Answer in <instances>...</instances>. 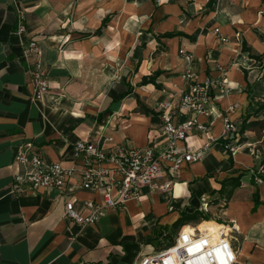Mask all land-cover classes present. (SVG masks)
Wrapping results in <instances>:
<instances>
[{
	"label": "crops",
	"instance_id": "obj_1",
	"mask_svg": "<svg viewBox=\"0 0 264 264\" xmlns=\"http://www.w3.org/2000/svg\"><path fill=\"white\" fill-rule=\"evenodd\" d=\"M208 1L0 0V264H138L142 256L167 248L181 228L190 231L189 224L173 226L183 212H202L210 224L202 221L197 227L222 231L231 227L203 210L220 218L227 212L236 230L237 221L242 228L253 226L255 219L246 216H264V205L251 212L256 189L264 204V184L252 186L250 176L241 179L226 204L213 193L225 178L237 176L233 171L254 165L253 133L241 136L246 141L232 159L223 142L236 143L240 135L222 133L223 120L238 130L242 117L264 98V69L241 50L244 41L251 54L264 52V0H215L212 7ZM19 11L25 12L26 32L17 36ZM168 33L182 35L162 37ZM30 40L42 47L49 83L43 100L35 103L25 58ZM180 50L192 60L186 62ZM187 69L198 82L215 81L220 87L212 92L210 117H197L207 125L206 133L190 130L180 144L192 150L208 144L206 154L183 168L170 191H145L137 202L81 229L63 218L64 205L97 196L81 190L75 178L62 190H12V175L19 171L14 158L23 148L69 168L76 141L92 138L106 149L165 147L154 107L175 91L174 85H182ZM156 71L161 72L158 87L138 86ZM109 137L112 143L105 142ZM211 195L217 198L209 205ZM253 247L242 242L237 264H264V245L261 258Z\"/></svg>",
	"mask_w": 264,
	"mask_h": 264
},
{
	"label": "built area",
	"instance_id": "obj_2",
	"mask_svg": "<svg viewBox=\"0 0 264 264\" xmlns=\"http://www.w3.org/2000/svg\"><path fill=\"white\" fill-rule=\"evenodd\" d=\"M25 21V12L19 11L15 35L26 32ZM214 34L221 42L226 41L218 29L214 30ZM179 55L186 62L192 60V55L183 50L179 51ZM42 56V47L30 40L25 49V58L30 64L32 103L42 101L48 91ZM180 78L182 85H174L175 91L154 107L160 118L162 134L166 136L165 147L131 148L121 144L106 149L92 138L76 141L72 150V166L69 168L48 162L39 153L23 148L14 158L19 171L12 175V190L17 193L26 189L33 192L62 190L75 178L81 190L97 196V200L66 202L64 205L63 218L81 229L98 223L129 201L137 202L145 191L149 195L170 191L183 168L202 160L206 154L208 144L198 150L180 144H184L190 130L206 133L207 125L200 124L197 117H210L208 105L213 97L212 92L220 87L215 81L198 82L190 69ZM236 131V126L223 120V136ZM105 142L112 143L113 139L105 138ZM236 148L238 146L233 143L226 146L232 155ZM138 264H237V249L232 238L223 231L214 235L195 228L186 231L183 227L171 246L142 256Z\"/></svg>",
	"mask_w": 264,
	"mask_h": 264
},
{
	"label": "trees",
	"instance_id": "obj_3",
	"mask_svg": "<svg viewBox=\"0 0 264 264\" xmlns=\"http://www.w3.org/2000/svg\"><path fill=\"white\" fill-rule=\"evenodd\" d=\"M215 0H209L208 5L209 7H212V2ZM108 22V18H105L102 21L101 28L105 27ZM96 31L95 33H98ZM175 35H182L179 33H168L162 36L163 38H171ZM241 50L244 53L248 54V57L252 60H254L255 65L259 69H264V52L259 55L251 54L250 48L246 45V43L243 41L241 44ZM161 75V72L156 71L152 75L148 77H143L138 84V86H145L148 84H152L155 87H158L156 84V79ZM127 94H130L129 90L128 92H125L122 97L126 96ZM138 103V100H137ZM256 109L250 113L246 114L244 117H242L239 125V129L237 130V134L240 135L239 139H237V142L234 144L235 146H239L243 143H245L246 139L242 138L246 132H252L255 139H256V145L253 147V159H254V165L251 169L245 170V171H238L235 170L232 172V174H236V177H228L225 178L223 181H221L220 188L217 191H214L213 193H218L220 200H223L226 203L229 202L233 192L235 189L239 188L241 186V179L246 175L245 173L247 171H250V184L252 186H255L256 188L260 183L264 184V118H261L260 115H264V98L258 100L256 102ZM254 118V119H252ZM231 142H223V150L230 156V159H232V153L226 149L227 144ZM232 162V160H231ZM252 201H253V208L251 209V212L254 213L259 205H264L259 201V193L258 190L253 193L252 195ZM206 222L210 224L209 216L206 214H203L199 211H194L193 213H185L183 212L180 216V218L174 223V228H178L184 225H187L192 222ZM173 244V240L170 241L167 247L171 246Z\"/></svg>",
	"mask_w": 264,
	"mask_h": 264
},
{
	"label": "rangeland",
	"instance_id": "obj_4",
	"mask_svg": "<svg viewBox=\"0 0 264 264\" xmlns=\"http://www.w3.org/2000/svg\"><path fill=\"white\" fill-rule=\"evenodd\" d=\"M232 134H234V133L229 132V133H227V136H231ZM249 139L251 140V144H252L251 149H253V147L257 144L256 143V139H255V137L253 135H251ZM238 148H239V146H238ZM238 148H236V150L233 152V155L235 153H237ZM243 170H246V168L243 169ZM245 174H246V177L248 178L250 176L251 172L247 171ZM245 180H247V179H245ZM216 198H217V195H211L207 199L208 201L206 200V202H208L207 204L212 205ZM218 204L220 205V207H218V209L219 210L223 209L224 202L222 201L221 203H218ZM246 210L247 209H243V211L245 213H246ZM203 212H205L207 214H210V217H211L212 220H215V221L216 220H220V221H222L223 224H224L222 226L231 227L230 230L226 229V231H223V232H225L227 235L229 234V236L232 238L234 247L236 249H239V247L241 246L242 242L245 241L247 243H251V245L253 244V246H254L253 249L258 251L256 253L257 257H260V258L262 257V254H263L262 251L263 250H260L261 248H259V247L260 246L262 247L264 245V229H263L264 228V216H262L261 218H258L257 216L254 217L252 215L246 216L247 219L248 218L255 219V222L253 223V226H250V227L248 226V227L249 228H255L256 231L255 232H249L250 230L248 231V227L247 226H245L244 228L240 227V224L238 223V221H237V226H238L239 230H235L234 226H236V224H235L236 220L226 217L228 215H224V214H228L227 212H222V214H223L222 216L223 217H221V218L217 217L218 215H214V213L213 214L210 213L209 211L206 212V211L203 210ZM218 213L219 212L217 211L216 214H218ZM260 213L262 215V212H260ZM243 222L245 223L244 225L247 224L246 223L247 220H245V218H243ZM199 223H201V222H192V223H189V225H191V227L198 228V230L200 232H201V230H204L206 228H210V229H213V230L217 229V228H215V227H213L211 225H207V224H201L199 227H197V225Z\"/></svg>",
	"mask_w": 264,
	"mask_h": 264
},
{
	"label": "bare ground",
	"instance_id": "obj_5",
	"mask_svg": "<svg viewBox=\"0 0 264 264\" xmlns=\"http://www.w3.org/2000/svg\"><path fill=\"white\" fill-rule=\"evenodd\" d=\"M185 228V227H184ZM188 228H190V231H191V227H188ZM198 230V229H197ZM236 230V229H235ZM199 231V230H198ZM220 231H222L221 229H215V230H213V229H209L208 231H207V233H210V234H214V235H217Z\"/></svg>",
	"mask_w": 264,
	"mask_h": 264
}]
</instances>
